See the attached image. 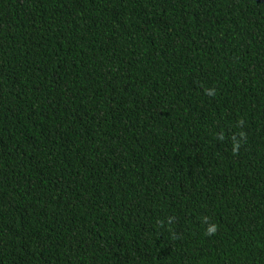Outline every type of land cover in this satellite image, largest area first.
<instances>
[{"label": "trees", "instance_id": "16d2710c", "mask_svg": "<svg viewBox=\"0 0 264 264\" xmlns=\"http://www.w3.org/2000/svg\"><path fill=\"white\" fill-rule=\"evenodd\" d=\"M0 264H264V0H0Z\"/></svg>", "mask_w": 264, "mask_h": 264}]
</instances>
